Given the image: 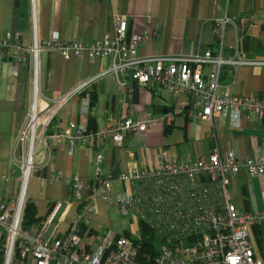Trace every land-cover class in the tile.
<instances>
[{
	"label": "built area",
	"instance_id": "built-area-1",
	"mask_svg": "<svg viewBox=\"0 0 264 264\" xmlns=\"http://www.w3.org/2000/svg\"><path fill=\"white\" fill-rule=\"evenodd\" d=\"M243 18L225 17L213 22L217 54L210 51L191 56H138L137 47L149 41L150 33H128L125 18L116 22L114 38L98 42L64 41L53 36L48 40L34 38L23 46L16 32L0 34V60L9 65H27L30 72V104L18 131L14 147L19 157L13 160L10 175L0 179V255L1 264H11L15 257L30 264H264L254 244L253 229L264 238V207L258 209L249 191L248 208L234 200L231 185L245 172L259 181L264 202V153L256 149L251 158L236 160L233 152L217 149L194 160L176 158L165 148L151 156V163L134 167L118 175L105 172L104 143L123 150L129 158L135 154L130 146L137 136H146L154 122L170 127L174 113L166 111L159 119L133 120L128 117L89 130L83 123L71 121L65 130L47 134L59 109L75 96L81 95L99 77H121L119 86L132 99L133 88L157 85L171 98L188 99L185 117L194 123H213L238 128L241 118L264 117V100L251 96L220 93L219 79L223 67L264 65V61L243 59L237 44L231 58L220 55L224 30ZM43 52H57L63 57L110 59V65L97 76L86 79L58 99L49 100L38 88V61ZM209 67L207 74L204 67ZM136 109V105L131 103ZM89 100L81 102L80 114L86 116ZM225 122V123H224ZM66 141L68 154L78 145L94 152L92 176L85 181L72 176L67 182L68 198L56 202L38 223L24 225V212L31 179L40 169L50 170L54 147ZM126 142V144H125ZM17 181L16 194L6 186ZM99 200L113 207L125 218L132 215L139 231L123 230L92 232L93 202ZM77 208L74 223L64 232L62 224L71 207ZM142 227L150 234L144 235ZM152 233V234H151ZM154 236V240L150 237ZM153 247L152 253L148 247Z\"/></svg>",
	"mask_w": 264,
	"mask_h": 264
},
{
	"label": "crops",
	"instance_id": "crops-1",
	"mask_svg": "<svg viewBox=\"0 0 264 264\" xmlns=\"http://www.w3.org/2000/svg\"><path fill=\"white\" fill-rule=\"evenodd\" d=\"M225 17L243 18L244 21L237 20L234 25L225 27L221 57L231 58L237 44L241 58L264 61V0H0V34L18 33L23 46H30L34 38L48 40L53 36L64 41L87 43L114 38L117 19L125 18L128 33H150L149 41H143L137 47L138 56H191L207 51L217 54L219 48L214 39L213 22ZM110 62L109 58H65L57 52H43L38 61V88L44 98L58 99L80 82L97 76ZM208 71L209 67L205 66L204 73ZM121 80L111 74L99 77L81 95L59 109L47 134L62 132L71 121L97 129L107 121L116 123L128 117L145 119L147 115L154 120L166 111H177V129L181 134L177 142L178 159L194 160L214 149L220 153L231 150L239 162L253 157L256 149L264 153V117L243 116L238 128L225 122L221 125L219 116L214 117L212 124L194 123L184 115L188 104L186 97L171 98L157 85L139 88L128 80L127 85L134 91L129 99L119 86ZM219 86L220 93L264 100V65L223 67ZM30 94L28 64L9 65L7 60H0V179L2 175H10L13 160L19 157L14 141L26 117ZM84 99L89 100L86 116L80 114ZM131 103L137 106L136 109ZM172 124L173 121L170 127L164 128L154 122L146 136H137L130 146L134 158H129L112 144L104 143V171L116 176L134 167L149 165L151 156L164 148L163 138ZM67 149L66 141L54 147L50 162L52 181H49V168L35 174L34 179L41 183L42 191L32 196L33 201L27 197V204L33 205L35 218L40 221L47 217L54 203L68 198L70 177L78 176L87 182L91 179L94 152L78 145L74 154L69 155ZM248 185L252 186L257 208L262 209L264 202L259 181L245 172H241L231 185L234 200L243 201L248 208ZM6 186L14 197L17 181L10 180ZM93 206L91 227L97 231L93 225L101 221L103 203L95 200ZM76 214L77 208L71 207L61 232L74 223ZM11 264L30 263L15 257Z\"/></svg>",
	"mask_w": 264,
	"mask_h": 264
},
{
	"label": "rangeland",
	"instance_id": "rangeland-1",
	"mask_svg": "<svg viewBox=\"0 0 264 264\" xmlns=\"http://www.w3.org/2000/svg\"><path fill=\"white\" fill-rule=\"evenodd\" d=\"M175 115H177V111L174 112L172 127L169 130L167 129L165 137L163 138V146L168 151L169 155H173L177 158V142L181 139V134L179 132V129H177V117ZM34 178L35 176L30 181L27 193L28 199L32 201L34 200L32 196L36 194L39 195L42 191L40 187L41 183ZM100 220L101 221L94 223L93 225L99 233L107 230L119 231L123 229L129 231L132 234H135L137 231H139L137 220L132 215H128L125 218H121L119 213L113 207L106 206L104 204L100 213ZM260 239H262L263 242L260 246V249L255 244V242L254 244L256 246V250L259 253V257L264 260V238H262L261 236ZM1 262L2 260L0 259V264Z\"/></svg>",
	"mask_w": 264,
	"mask_h": 264
},
{
	"label": "trees",
	"instance_id": "trees-1",
	"mask_svg": "<svg viewBox=\"0 0 264 264\" xmlns=\"http://www.w3.org/2000/svg\"><path fill=\"white\" fill-rule=\"evenodd\" d=\"M89 130H95V128L89 129ZM38 222H40V220L35 218V209H34L33 205L27 204L25 212H24V225H30V224L38 223ZM90 230L94 233L96 232L92 228ZM252 231L254 233V237H255V241H256L255 244L260 249V246L262 245L263 242H262V239H260V237H258V235L262 234V232L257 228H254ZM142 232L144 235L150 234V230L148 228H145V227H142ZM154 239H155L154 236L150 237V240H154ZM152 249H153V247L151 246V247H148L147 250L152 253V251H153ZM0 259H1V255H0Z\"/></svg>",
	"mask_w": 264,
	"mask_h": 264
}]
</instances>
